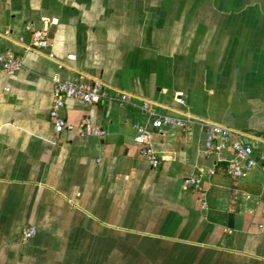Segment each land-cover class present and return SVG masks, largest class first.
Masks as SVG:
<instances>
[{
    "label": "crops",
    "instance_id": "crops-1",
    "mask_svg": "<svg viewBox=\"0 0 264 264\" xmlns=\"http://www.w3.org/2000/svg\"><path fill=\"white\" fill-rule=\"evenodd\" d=\"M5 50L23 65L0 70V264H264V172L205 154L218 124L264 155V0H0ZM55 76L111 99L67 100L58 129ZM163 114L186 124L154 127Z\"/></svg>",
    "mask_w": 264,
    "mask_h": 264
},
{
    "label": "built area",
    "instance_id": "built-area-1",
    "mask_svg": "<svg viewBox=\"0 0 264 264\" xmlns=\"http://www.w3.org/2000/svg\"><path fill=\"white\" fill-rule=\"evenodd\" d=\"M28 28L30 29L31 27ZM47 30L32 29L33 46L40 51L50 53L51 44ZM50 55L53 56L52 53ZM22 65V59L15 55L13 51H0V70L13 74L19 71ZM53 81V105L50 117L58 129L69 126L66 119L60 114V109L66 105L67 100L79 99L84 103L94 105L111 99L107 85L101 80H89L82 77L73 80H62L58 76H55ZM179 96L178 99L180 101ZM120 99L127 101L128 96L124 93L120 96ZM143 107L146 110H150L149 103H145ZM153 124L154 127L161 128L166 125L184 126L186 122L179 117L163 114L156 117ZM78 128L85 136H103L106 133L104 129L94 128L88 118L82 119ZM206 129L205 154L207 156H220L228 152L229 170L232 175L245 177L250 170L256 167H260L264 172V155H255L254 146L247 135L235 133L231 129L218 124H209ZM136 130L135 141L141 146L142 155L153 167H158L160 157L152 145L151 132L143 125H137ZM188 183L193 187H198L200 185V178L197 176L189 178ZM262 227H264V224H262ZM35 232L36 228L30 227L23 233V236L25 239H29Z\"/></svg>",
    "mask_w": 264,
    "mask_h": 264
}]
</instances>
